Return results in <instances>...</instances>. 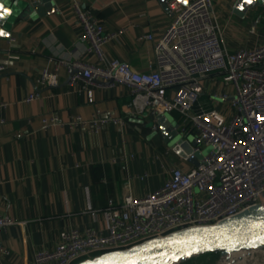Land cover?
<instances>
[{
    "label": "crops",
    "instance_id": "obj_1",
    "mask_svg": "<svg viewBox=\"0 0 264 264\" xmlns=\"http://www.w3.org/2000/svg\"><path fill=\"white\" fill-rule=\"evenodd\" d=\"M58 10L45 16L18 18L11 38L0 37V215L14 223L0 228V264H37L35 256L54 250L71 228L104 226L102 210L109 199L119 201L128 191L142 196L157 189L173 166L192 163L167 144L151 114L130 110L131 93L121 83L94 84L88 98L81 83H70L61 69L58 85L37 81L51 61H96L88 51L76 17L73 0H55ZM237 0H213L222 28V42L230 50L264 41V3L244 15L234 11ZM104 25L109 36L107 58L127 62L134 70L148 71L154 59L155 40L171 24L173 11L159 0H81ZM152 33L154 40L139 39ZM155 65V64H154ZM200 102L226 114L234 87L218 74L204 79ZM39 97L26 102L32 93ZM57 114L59 121L44 125L42 118ZM117 117L124 124L105 126L94 133L90 126L72 124L75 116ZM179 127L177 112L165 114ZM194 140V132L181 133Z\"/></svg>",
    "mask_w": 264,
    "mask_h": 264
},
{
    "label": "built area",
    "instance_id": "obj_2",
    "mask_svg": "<svg viewBox=\"0 0 264 264\" xmlns=\"http://www.w3.org/2000/svg\"><path fill=\"white\" fill-rule=\"evenodd\" d=\"M76 17L88 51L96 61L57 60L46 64L37 79L40 85L56 87L61 69L70 83H81L88 98L91 86L117 83L131 93L130 110L135 115L177 112L180 133L194 132L193 151L210 147L198 165L173 166L162 184L142 196L130 192L119 200L109 199L101 211L104 226L71 228L54 250L35 256L37 264H76L109 250L124 249L177 230L210 225L249 206L264 202V41L230 51L222 42V28L213 0H170L174 17L165 33L155 40L154 59L148 71L134 70L118 58H107L104 46L109 36L95 13L73 0ZM139 39L154 40L152 33ZM155 64V65H154ZM5 66L0 64V73ZM218 74L234 87V93L214 98H232L226 114L200 102L204 79ZM32 92L29 102L39 97ZM7 103L0 102L1 106ZM55 113L42 118L44 125L58 122ZM72 124L90 126L99 133L105 126L124 124L117 117L85 119L77 115ZM14 221L0 215V228ZM0 252H5L0 243Z\"/></svg>",
    "mask_w": 264,
    "mask_h": 264
},
{
    "label": "water",
    "instance_id": "obj_3",
    "mask_svg": "<svg viewBox=\"0 0 264 264\" xmlns=\"http://www.w3.org/2000/svg\"><path fill=\"white\" fill-rule=\"evenodd\" d=\"M169 9L170 0H159ZM187 4L188 0H178ZM264 3V0H237L234 11L246 14ZM0 32L11 38L10 27L18 18L32 15L45 16L58 10L55 0H0ZM5 9L7 10L5 12ZM33 17V16H32ZM167 144L182 158L198 165L203 152L193 151L195 140L183 138L178 127L165 114L156 118ZM264 247V202L249 206L239 213L210 225L186 227L162 237H156L124 249L109 250L76 264H167L176 259V264L191 257L212 252L229 255L239 250Z\"/></svg>",
    "mask_w": 264,
    "mask_h": 264
},
{
    "label": "rangeland",
    "instance_id": "obj_4",
    "mask_svg": "<svg viewBox=\"0 0 264 264\" xmlns=\"http://www.w3.org/2000/svg\"><path fill=\"white\" fill-rule=\"evenodd\" d=\"M203 153H207L210 150L208 146H202ZM235 254V255H234ZM205 254H200L194 257H191L188 260L177 264H184L192 258H198ZM234 255V256H232ZM235 258V259H233ZM230 261V262H229ZM232 262V263H231ZM235 262V263H234ZM264 264V247L263 248H253L248 250H242L228 255H223L221 253H216L211 261L208 264Z\"/></svg>",
    "mask_w": 264,
    "mask_h": 264
},
{
    "label": "trees",
    "instance_id": "obj_5",
    "mask_svg": "<svg viewBox=\"0 0 264 264\" xmlns=\"http://www.w3.org/2000/svg\"><path fill=\"white\" fill-rule=\"evenodd\" d=\"M216 253L217 252H212V253L202 255L198 258H192L191 260H189L188 262H185L184 264H208L209 261L212 260V258L214 257Z\"/></svg>",
    "mask_w": 264,
    "mask_h": 264
},
{
    "label": "bare ground",
    "instance_id": "obj_6",
    "mask_svg": "<svg viewBox=\"0 0 264 264\" xmlns=\"http://www.w3.org/2000/svg\"><path fill=\"white\" fill-rule=\"evenodd\" d=\"M239 251H242V250H239ZM239 251H237V252H239ZM245 251V250H244ZM235 255V254H234ZM234 255H232V256H234ZM229 256V255H228ZM233 259H235V258H233ZM236 260V259H235ZM176 259L174 260V259H170V260H168V262H167V264H176ZM230 262V261H229ZM232 263V262H231ZM235 263V262H234ZM233 263V264H234Z\"/></svg>",
    "mask_w": 264,
    "mask_h": 264
},
{
    "label": "snow or ice",
    "instance_id": "obj_7",
    "mask_svg": "<svg viewBox=\"0 0 264 264\" xmlns=\"http://www.w3.org/2000/svg\"><path fill=\"white\" fill-rule=\"evenodd\" d=\"M245 2L246 3H252V0H245ZM3 7V5H0V8H2ZM7 10L5 9V12H6ZM0 35H5V33H3V32H0Z\"/></svg>",
    "mask_w": 264,
    "mask_h": 264
}]
</instances>
